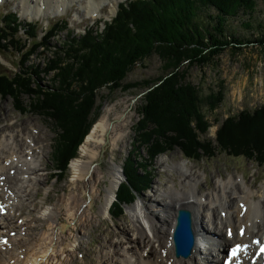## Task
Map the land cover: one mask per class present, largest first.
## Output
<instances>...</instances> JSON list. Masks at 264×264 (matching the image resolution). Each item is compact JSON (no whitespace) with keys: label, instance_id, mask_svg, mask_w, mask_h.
I'll list each match as a JSON object with an SVG mask.
<instances>
[{"label":"trees","instance_id":"1","mask_svg":"<svg viewBox=\"0 0 264 264\" xmlns=\"http://www.w3.org/2000/svg\"><path fill=\"white\" fill-rule=\"evenodd\" d=\"M256 2L129 1L101 31L88 28L79 36L71 34L59 51L53 47L55 56L45 69L37 66L27 71V75L20 71L1 74L0 94L15 98L21 94L29 96L30 113L43 114L55 123L59 133L54 151L56 171L63 174L96 122L92 115L98 91L119 87L137 63L158 54L169 58L166 76L158 83L143 84L148 93L136 128L140 146L147 152L145 161H154L159 155L179 148L190 160L203 156L213 158L218 150L264 167V108L242 113L238 118H227L217 133L216 146L202 142L199 135L209 125L201 111V99L198 90L183 81L184 74L179 68L182 62H188L189 66L206 65L227 48L241 50L246 40L229 34L226 24L241 12H253ZM209 10L216 12L215 18L209 16L215 25L204 26L201 15ZM62 30L57 23L43 32L40 41L31 42L30 39L38 38V22L25 23L16 12H8L0 21V51L16 50L24 65L41 48H48L50 40ZM21 31L27 35L24 42L18 38ZM253 43L264 46V35ZM43 72L53 73V86L44 88L35 83ZM16 108L24 114L22 105L18 103ZM128 169V185H123L118 196L122 204L132 202L131 188L139 190L149 182L137 174L138 166L130 163Z\"/></svg>","mask_w":264,"mask_h":264},{"label":"rangeland","instance_id":"2","mask_svg":"<svg viewBox=\"0 0 264 264\" xmlns=\"http://www.w3.org/2000/svg\"><path fill=\"white\" fill-rule=\"evenodd\" d=\"M26 1L24 0L23 5L22 0H0V21L8 12H16L22 22H38L40 27L38 38L30 39L31 42L40 41L44 35L43 32L48 31L57 23L61 24L63 32L50 40L48 48H41L30 57L28 62H24V65H21L22 56L16 50H1L0 75H10L19 71L27 75V71L29 73L37 66L45 69L49 60L55 56L53 47L59 51L71 34L79 36L88 28L101 31L105 23H110L116 17L120 7L132 0H116L119 4L115 11L112 10L115 0H109L101 4L97 14H91L85 10L88 0H71L60 12L56 13V9L51 5L45 15L40 14L33 19L31 15L32 12H36V8L33 3L29 5ZM38 4L41 5V2ZM209 16L215 18L216 12L209 10L203 13L201 24L215 25V21ZM226 25L229 34L233 33L246 40L241 50L227 48L206 65L189 66L188 62H182L179 67L180 73L184 74L183 81L198 90L202 104L201 111L209 125L207 131L199 135L200 141L211 142L215 146L217 133L227 118H238L242 113H253L264 108V46L253 43L254 40L264 35V0H257L253 12H241L237 17L230 19ZM18 38L24 42L27 35L21 31ZM168 59L154 54L137 63L119 87L102 88L97 93L95 110L92 115L96 122L93 123L92 128L104 116V107L108 105L115 109L116 115H124L127 126L123 128V131L126 136L118 148L112 150L108 146L99 156V170L105 174L100 183L101 195L96 196L91 202V212L95 218L90 223L88 236L81 241L74 264H109L107 258L104 257L107 252V249H104L105 242L112 241L117 251L125 246L124 241L118 245L116 238L121 237V230L125 226L132 225V216L128 212L129 207L140 201L148 203L151 198L160 200L156 189L166 191L174 189V185L182 191L185 189L181 185V183L184 184L185 177L173 169V164L181 161L188 163L190 174L199 178L198 188L204 196L216 190L215 182L220 178L228 180L231 177L237 179L242 177L254 192L264 188V167L245 157H234L218 150L213 158L203 156L198 160H190L179 148H176L174 151L159 155L154 161L147 159L145 161L144 158L148 157L147 152L145 147L140 146L136 129L141 120L140 109L145 104L144 97L148 93L143 84L145 82L158 83L160 78L165 77ZM52 77L53 73L45 75L43 72L35 79V83L44 88L53 86ZM135 84L136 87H128ZM16 98L0 94V140L8 134L16 135L15 137H22L24 134L29 138L28 141L31 140L37 148V157L41 163L39 170L41 179H37L31 186V195L23 200L21 210L18 213L14 211L8 218L15 216L14 221L19 219V224L35 217L37 210L54 206L63 196L66 198L70 196L74 187L70 165L73 160L81 156V148L92 128L84 142L78 147L76 156L70 160L67 171L58 174L54 151L59 133L55 123L43 114L30 113L28 110L31 104L29 96L21 94ZM18 103L25 109L24 114L17 110L16 104ZM112 159L122 165L123 181L110 210V217H102L98 214L99 198H103L104 188L109 184L106 173L109 171ZM130 163L138 166L137 174H140L143 179L147 178L149 182L147 186H142L139 190L131 188L132 202L122 204L118 196L123 190V185L127 184L126 172L129 170ZM149 204L152 210H156V207L152 205L155 203L150 202ZM118 208H121L120 214H118ZM202 213L206 214L204 211ZM5 223H8V220ZM206 223L207 220L204 221V226L207 228ZM32 224L37 229L36 233L41 231L40 222ZM209 229L213 231L211 225ZM75 230H80L79 225ZM73 235L74 232H72Z\"/></svg>","mask_w":264,"mask_h":264},{"label":"bare ground","instance_id":"3","mask_svg":"<svg viewBox=\"0 0 264 264\" xmlns=\"http://www.w3.org/2000/svg\"><path fill=\"white\" fill-rule=\"evenodd\" d=\"M69 1L27 0L26 3H33L36 8L31 15L33 19L45 15L51 5L58 13ZM107 1L88 0L85 10L97 14L101 4ZM118 4L119 1L113 2V11ZM104 111L82 146L81 156L70 165L73 192L67 198H60L54 206L37 210L35 217L23 223L18 224L19 219L14 221L15 216L8 218L21 210L23 200L31 195V186L41 179L37 148L24 134L22 137L8 134L0 140V264H74L81 241L88 236L90 223L95 218L91 202L101 195L100 183L105 174L99 170V156L108 146L112 150L118 148L126 136L124 115H116L115 109L108 105ZM187 164L185 161L173 164V169L185 177L184 184L181 183L183 191L175 185L166 191L156 189L161 199H150L156 210L151 209L149 201H140L128 208L132 225L121 230L122 238H116L118 245L124 241L125 246L117 251L112 241L105 242L104 257L109 264H223L229 248L236 245L240 246V254L232 264H264V255L254 259L258 246L253 242L264 235V188L254 192L242 177L220 178L215 182L216 190L204 196L198 188L199 178L190 174ZM106 176L109 184L104 188L103 198H99L98 214L102 217L111 215L123 181L122 165L112 159ZM180 209L189 210L194 218L196 242L187 259L176 256L173 242ZM36 222L42 226L38 233L32 224Z\"/></svg>","mask_w":264,"mask_h":264},{"label":"water","instance_id":"4","mask_svg":"<svg viewBox=\"0 0 264 264\" xmlns=\"http://www.w3.org/2000/svg\"><path fill=\"white\" fill-rule=\"evenodd\" d=\"M175 254L179 258H189L195 246L194 218L192 212L180 209L177 212L173 231Z\"/></svg>","mask_w":264,"mask_h":264}]
</instances>
